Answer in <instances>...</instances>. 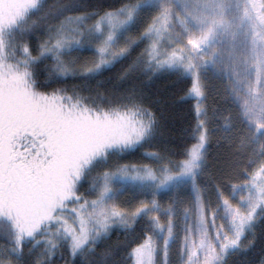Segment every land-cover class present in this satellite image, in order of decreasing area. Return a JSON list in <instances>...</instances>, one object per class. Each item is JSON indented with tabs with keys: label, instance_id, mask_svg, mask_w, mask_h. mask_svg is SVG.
Here are the masks:
<instances>
[{
	"label": "snow or ice",
	"instance_id": "obj_1",
	"mask_svg": "<svg viewBox=\"0 0 264 264\" xmlns=\"http://www.w3.org/2000/svg\"><path fill=\"white\" fill-rule=\"evenodd\" d=\"M162 78L196 101L179 153L156 147ZM174 245L264 264V0H0V264H173Z\"/></svg>",
	"mask_w": 264,
	"mask_h": 264
},
{
	"label": "trees",
	"instance_id": "obj_2",
	"mask_svg": "<svg viewBox=\"0 0 264 264\" xmlns=\"http://www.w3.org/2000/svg\"><path fill=\"white\" fill-rule=\"evenodd\" d=\"M106 3L115 4L119 6L120 0H105ZM210 89L208 100L205 101V104L209 107V111L213 105V101L218 99L215 96V89L222 87V84L219 80L215 79L212 76V73H208ZM146 80V78H144ZM170 78H162L156 80L151 85V90L156 91L159 90L160 99L164 101V115L165 122L163 128V138L160 142L157 143V148L167 147L173 152H181L185 146H190L194 141H191L186 134L187 129L191 124L194 123V99L191 96L185 95L187 88L183 85H177L175 87L168 86ZM79 81L69 79L65 85L67 87H71L73 84H78ZM57 87L61 85H55ZM190 86V85H189ZM184 89L181 91V89ZM183 97V99H181ZM144 150L142 149L141 152ZM209 151V160H208V169L205 174L201 176V182H206L209 180L210 176L215 175L217 173V167L221 164L220 154L222 153V149H218L216 146L215 139L212 140L211 145L208 149ZM181 157L176 156L174 159H180ZM140 160V153H136L133 156L127 158V162H137ZM142 225L137 226V235H139L140 228ZM131 239V237H128ZM119 239L121 241L125 240V236L123 234H119ZM117 240V235H113L110 244H115ZM135 245H131L134 247ZM131 247L127 250H121L117 255H115L112 259L114 264H125L127 261L128 252H130ZM259 249L257 248L256 251ZM256 253L254 252L252 255L254 256ZM173 261V264H176V246H173L172 256L170 257ZM66 259H68L67 254L64 257L57 255L54 264H65ZM233 259L241 260L245 259V257H234Z\"/></svg>",
	"mask_w": 264,
	"mask_h": 264
},
{
	"label": "rangeland",
	"instance_id": "obj_3",
	"mask_svg": "<svg viewBox=\"0 0 264 264\" xmlns=\"http://www.w3.org/2000/svg\"><path fill=\"white\" fill-rule=\"evenodd\" d=\"M194 99V98H193ZM196 103V101H195V99H194V104ZM161 259H162V257H161Z\"/></svg>",
	"mask_w": 264,
	"mask_h": 264
}]
</instances>
